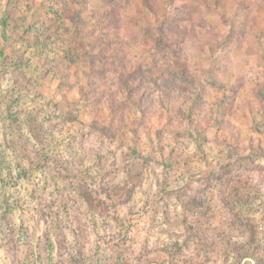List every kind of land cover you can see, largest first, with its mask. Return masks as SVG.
<instances>
[{"label": "rangeland", "instance_id": "rangeland-1", "mask_svg": "<svg viewBox=\"0 0 264 264\" xmlns=\"http://www.w3.org/2000/svg\"><path fill=\"white\" fill-rule=\"evenodd\" d=\"M0 51V264H264V0H0Z\"/></svg>", "mask_w": 264, "mask_h": 264}, {"label": "trees", "instance_id": "trees-1", "mask_svg": "<svg viewBox=\"0 0 264 264\" xmlns=\"http://www.w3.org/2000/svg\"><path fill=\"white\" fill-rule=\"evenodd\" d=\"M0 55H2L1 51H0ZM202 90H203V86L198 85V89H197V93L195 95V99L192 100L191 105L199 104L200 98L202 96ZM191 115L192 114L186 115V118L184 121L187 122V125H183L184 129L186 128L188 133H190L191 135H194L193 137L195 138V140L197 142L205 140V136L202 133V129L200 128V126L195 125V122L190 120ZM37 131L40 134L41 131H39V130H37ZM31 136H32L31 137L32 141L35 142L36 144H38L40 146V148H39V151L36 152L35 157H30L31 156L30 155L26 158V160H28L32 164L31 170L36 169V168H41L42 170H43V168H45V170H47L49 168V158H48L49 147L47 145H44L40 135H39V137H36L37 136L36 133H33V135H31ZM12 149H13V147H12ZM137 155L140 156L139 154H137ZM36 157H38L39 159H36ZM0 165L2 166V168H5V166L9 167L8 162L5 163V152H3V151H0ZM19 168H21L24 171L26 170L25 167L21 164L19 165ZM57 169L58 170L55 171L54 175H57V178L60 179V173H63L62 172L63 168L61 166H57ZM24 171H21V172L23 174H26L27 172H24ZM1 180L3 182V185H7L8 182L10 180H12V174L8 172L7 175L5 176V178H1ZM102 190L109 195V193L107 192L108 189L106 187H104V188L102 187ZM1 202H2V204L0 206V227H1V223H2V220H1L2 217H3V220L5 221L4 225L9 227L10 219H9L8 214L10 213V210H11V206H10L11 201H10V198L8 197V195L6 198H3Z\"/></svg>", "mask_w": 264, "mask_h": 264}]
</instances>
